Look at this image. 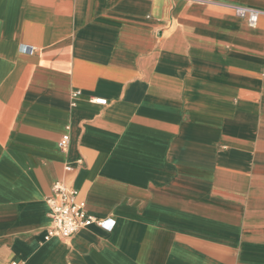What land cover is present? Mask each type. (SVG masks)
<instances>
[{
    "label": "crops",
    "instance_id": "obj_1",
    "mask_svg": "<svg viewBox=\"0 0 264 264\" xmlns=\"http://www.w3.org/2000/svg\"><path fill=\"white\" fill-rule=\"evenodd\" d=\"M57 180L113 227L47 239ZM10 261L264 264V0H0Z\"/></svg>",
    "mask_w": 264,
    "mask_h": 264
},
{
    "label": "built area",
    "instance_id": "obj_2",
    "mask_svg": "<svg viewBox=\"0 0 264 264\" xmlns=\"http://www.w3.org/2000/svg\"><path fill=\"white\" fill-rule=\"evenodd\" d=\"M236 15L246 18L249 25L255 26L258 22L259 15L263 11L243 6L235 5ZM79 91H73L72 97L76 98ZM93 102L107 104L108 99L97 97L92 99ZM75 104V102H73ZM69 128V127H67ZM70 144V133L65 132L58 141V147L61 150H67ZM80 159L78 163H80ZM76 166L67 165L68 171H75ZM49 205L50 224L46 228V238L58 236L60 238H69L76 233L81 227L96 223L101 227L112 228L114 221L110 218H98L93 215L87 208L86 199L82 198L79 189L68 186L61 180L55 181L52 192L46 198ZM7 264H19L17 261H10Z\"/></svg>",
    "mask_w": 264,
    "mask_h": 264
}]
</instances>
